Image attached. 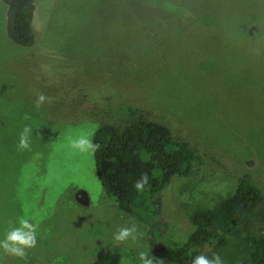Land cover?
I'll return each instance as SVG.
<instances>
[{
    "label": "rangeland",
    "instance_id": "1",
    "mask_svg": "<svg viewBox=\"0 0 264 264\" xmlns=\"http://www.w3.org/2000/svg\"><path fill=\"white\" fill-rule=\"evenodd\" d=\"M34 11L37 42L24 48L8 39L0 0V240L22 217L37 225L27 256L0 249V264H141L140 252L156 264L146 226L106 196L93 154L68 146L92 138L97 115L150 117L192 148L191 173L156 198L166 257L193 231L191 212L242 178L261 191L251 232L264 237V0H35ZM40 93L50 102L37 108ZM132 223L137 239L115 242ZM244 242L204 251L241 264Z\"/></svg>",
    "mask_w": 264,
    "mask_h": 264
},
{
    "label": "trees",
    "instance_id": "2",
    "mask_svg": "<svg viewBox=\"0 0 264 264\" xmlns=\"http://www.w3.org/2000/svg\"><path fill=\"white\" fill-rule=\"evenodd\" d=\"M35 0H2L6 6V35L14 44L29 48L35 44L32 30ZM97 114V111H96ZM102 120L92 139L100 145L93 154L94 166L106 196L123 212L146 226V238L152 254L162 264H190L205 247L227 244L229 238L243 239L245 259L241 264H264V237L254 235L252 216L262 202L259 188L242 178L232 193L212 209H197L189 215L193 231L182 242L174 257H166L159 248L162 230L156 198L175 176H188L194 153L191 146L178 140L170 128L150 117L119 126ZM142 174L149 184L141 192L134 189Z\"/></svg>",
    "mask_w": 264,
    "mask_h": 264
},
{
    "label": "clouds",
    "instance_id": "3",
    "mask_svg": "<svg viewBox=\"0 0 264 264\" xmlns=\"http://www.w3.org/2000/svg\"><path fill=\"white\" fill-rule=\"evenodd\" d=\"M50 102V98L43 93L37 96L35 106L41 107L43 104ZM25 119H28L25 116ZM32 128L30 126H24L19 134L18 149L21 151L30 150L32 141ZM42 139V137H41ZM68 146L74 151L80 153L95 154L100 149V145L95 143L91 138V135H77L68 138ZM149 184V176L142 174L134 184V189L137 192H141L145 189V186ZM138 228L135 223L130 226H121L113 233V239L119 244L128 242L129 240L135 241L137 239ZM37 244V225L30 222L28 218H20L18 226L11 227L6 231L5 236L0 240V249L9 256H13L19 259H24L27 256V250L32 249ZM139 259L141 264H153V258L149 256L148 252H140ZM156 264H162L157 260ZM190 264H224L219 254H213L211 257L201 252L195 255Z\"/></svg>",
    "mask_w": 264,
    "mask_h": 264
},
{
    "label": "crops",
    "instance_id": "4",
    "mask_svg": "<svg viewBox=\"0 0 264 264\" xmlns=\"http://www.w3.org/2000/svg\"><path fill=\"white\" fill-rule=\"evenodd\" d=\"M35 12V11H34ZM35 27H38V24H35V22H34V16H33V20H32V30H33V32H34V28ZM34 35H35V32H34ZM37 42V38L35 37V43ZM27 57L29 58V59H32L33 58V55L32 54H28L27 55Z\"/></svg>",
    "mask_w": 264,
    "mask_h": 264
}]
</instances>
